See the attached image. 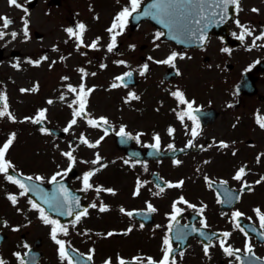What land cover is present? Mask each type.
Wrapping results in <instances>:
<instances>
[{
    "label": "flooded vegetation",
    "instance_id": "obj_1",
    "mask_svg": "<svg viewBox=\"0 0 264 264\" xmlns=\"http://www.w3.org/2000/svg\"><path fill=\"white\" fill-rule=\"evenodd\" d=\"M245 2L239 0L243 7ZM250 3V7L257 6L258 15L264 16V0H250ZM243 7L240 6V10ZM238 12L236 9L228 21L227 30L220 28L216 33L229 52L215 51L213 58L207 51H168L169 54L178 53L175 67L183 66L185 72L188 61L199 57L203 61L187 82L176 80L182 77L180 74L158 85L151 111L138 113L149 120L150 126L135 128L138 132H135L134 142L126 138L124 159L119 161L118 185L121 194H126L130 178L125 158L135 144L146 154V159L130 158L142 165L135 183L143 202L138 209L144 215L127 218L137 222L132 235L128 230L114 233L113 238L118 241L119 252L124 257L120 260L133 257L138 264H149L150 259L160 264L165 255L164 241L168 239L173 249L170 264L172 261L174 264H241L242 261L243 264H264V228L260 221L264 215V128L258 122L264 119V45H255L254 49L259 51H251L254 46L239 49L244 39L238 38L239 30L244 32L242 26L251 31V35L243 33L248 40L264 34V26L252 27L257 23L254 15L243 10ZM262 23L264 25V19ZM162 66L169 68L168 71L173 67ZM206 71L212 73L209 78L204 75ZM177 91L192 103L191 115L196 117L195 121L189 116L183 120L179 118L180 113L189 109L173 95ZM197 121L198 135L193 137ZM170 130H173L171 134ZM156 136L160 138L158 149L150 147L156 143ZM189 142L198 146L194 151L197 154L181 160L162 156L163 152L188 146ZM222 143L227 147H222ZM241 169L244 173L237 180L235 177ZM169 184L180 186L169 187ZM230 197V203L220 202ZM149 204L154 212L149 211ZM125 205L123 200L120 206ZM175 209L180 210L178 214ZM235 212L242 215L235 218ZM173 215H176L175 221L171 219ZM87 225H82L81 229H88ZM0 230L8 233V230ZM178 233L183 235L182 240L177 239ZM224 233L231 235L225 237ZM94 236L92 231H74L72 236L66 235L73 237L76 243L79 241L81 247H88ZM132 236L139 238L134 245L127 241ZM44 238L45 229L41 226H25L15 235L0 234V259L4 264H45ZM221 241H225L224 247L233 249L235 255H227ZM121 242L128 245L123 247ZM131 249L137 255L129 251ZM51 259L55 260L53 263L69 264L56 250ZM120 260L114 264H120Z\"/></svg>",
    "mask_w": 264,
    "mask_h": 264
},
{
    "label": "rangeland",
    "instance_id": "obj_2",
    "mask_svg": "<svg viewBox=\"0 0 264 264\" xmlns=\"http://www.w3.org/2000/svg\"><path fill=\"white\" fill-rule=\"evenodd\" d=\"M44 2L40 6L37 3L35 9L39 6L45 13L46 6ZM59 3H61L60 7L57 4L55 7H52L49 13L50 16H47L49 15L47 13L45 14L43 23H38L37 16L34 14V23L31 26L33 32L31 31L29 33L30 39L28 40L26 37L25 39L22 38V33H17L15 38H12L9 33V30L17 28L20 21L10 24L8 29L0 27V31L5 33L4 37L0 39V49L4 50L0 59V89L8 96L7 112L11 113V116H0V148L14 134L15 139L12 145L14 147L10 150L9 155L11 154L13 159L15 158L21 166L25 165L32 171L40 168L47 169L46 172L49 174L62 164H65L63 150H66L71 145L70 140L71 136L75 134L74 130L76 129L77 132L81 127H85L84 123L86 122L80 116L73 114L72 104L63 103L59 98L61 91H66L62 95H70L69 89H66L64 85L67 82H73L69 76L73 74L74 66L77 65L78 70L79 66L86 64L82 62L81 55L84 52L79 50L78 44L77 51L73 52L74 54L72 56L69 54L67 62H64L65 65L59 63V54L74 51V43L67 38L65 26L67 27L74 19L83 18L88 21L86 33L88 41L94 43L91 37L94 38L96 34L100 36L102 34L104 36V39L99 43L95 41V48L84 49V51H89V58L93 59L85 67L88 70L86 76L90 82H93V92L90 98V111L92 112V116L103 117V115H107L117 119L122 114L132 127H148L147 123L149 121H147L146 117H140L137 111L140 110V106H145L144 109H152V99L149 97L151 94V82H153V90L155 93L156 88H154V85H156L157 80L156 82L154 78L145 80L139 87V89L145 91V101H143L145 103L138 104V101L130 102L123 105L122 109H120V94L123 91H121V88H115L112 85L118 79V75L121 73L123 66L118 65L117 56L119 54L114 51H130V54L127 56L135 60L136 51H172L170 49L173 48L163 42H159L158 47L153 45L150 36L151 27L148 23H143L140 26H136V28L128 24L123 29L122 34L116 37L117 44L119 41H122L120 48L118 50L113 48L108 55L103 57L101 51L107 53V42L110 35V33L106 34L104 26L119 6L125 5V7L130 8V2L128 0L94 2L93 10L99 11L101 15L100 20L94 19L93 11L89 9L88 0H60ZM248 3H250V0H248ZM6 9L5 0H0V11ZM24 30L26 31L25 28ZM37 30L44 33L43 41H40L36 37L35 32ZM101 42L102 44L100 45ZM55 43H59V45L52 46ZM1 47H6V49ZM12 49L19 50L21 55L17 57L13 56ZM41 51L48 52L50 60L41 61ZM204 51L210 53L211 57L214 58L215 51H217V42L215 41L211 47L208 46ZM52 57H55L56 60H51ZM202 61L203 58L200 57L195 61H188L186 74L176 80L181 83L182 81L187 82L190 80L200 67L199 64ZM212 61L213 59H211ZM41 63L42 65H40ZM182 68L185 70L183 66ZM162 71V69H159L156 72L161 75ZM212 71L215 72V70ZM60 73L65 76L64 79L62 77L60 78ZM210 74L212 73L208 71L204 73L207 78H209ZM80 77L81 73L77 71L76 78L72 76L71 79L79 81ZM140 82H142V79L139 80ZM59 83H61L60 86ZM56 85L57 87H54ZM22 89H27L28 91H22ZM47 95L55 98L52 104L47 103ZM72 99L70 97L69 101ZM45 106L48 109L49 106L51 108L45 111ZM0 110H3L1 103ZM41 111L44 112V117L54 126L62 129L71 128L66 138L44 131L37 123L33 122ZM73 119L76 120V124H71ZM76 137L80 138L79 136ZM92 139L89 142H92ZM82 146L83 143L81 144ZM114 146L113 138L109 136L102 143V146L100 145L98 153L103 155L106 160L116 159L120 151L114 148ZM84 167V165H80V169ZM138 240V237L132 236L127 241L129 244L134 245ZM121 245L126 247L128 244L127 242H121ZM45 246L47 247L46 256H52L54 247L49 244L48 239ZM113 247L114 242H107V248L112 249ZM129 251L132 252L133 249ZM191 259L197 261L195 257H191Z\"/></svg>",
    "mask_w": 264,
    "mask_h": 264
},
{
    "label": "snow or ice",
    "instance_id": "obj_3",
    "mask_svg": "<svg viewBox=\"0 0 264 264\" xmlns=\"http://www.w3.org/2000/svg\"><path fill=\"white\" fill-rule=\"evenodd\" d=\"M10 4L13 6L21 7L18 3L17 0H10ZM141 5V0H130V8L125 7L115 18L114 22L111 25V27L108 29L111 35V43L108 46V51L111 52L113 48L116 47V37L120 34H122L123 29L128 23L129 18L133 17V13H137L140 9ZM235 6L237 9H239V0H156V2L150 4L142 13L141 15L146 16V17H152L153 19H156L160 24L163 25L164 28L168 29L170 33H174L172 36L173 39H179L180 37H184L185 39H181V43H185V41H190L193 36H196L197 39L203 43L206 41L207 36H206V31L207 29L212 25V24H219L223 22L227 16H228V9L229 6ZM210 9V10H209ZM218 10V11H217ZM25 12H27V9H24ZM253 11H257L256 9H253ZM218 17V19H217ZM3 20V27H7L11 21L7 17L0 18ZM27 23V21H25ZM237 24H239V21H237ZM192 25H196L195 28L192 27ZM244 27V33L251 35V31L246 27ZM120 31H117V30ZM78 32H74L73 29L69 28L66 29V31L72 35V36H77L78 39H80L82 43V36L83 32L86 30L85 25L79 24L78 25ZM5 33L3 31H0V39L4 37ZM13 38H15L16 33L11 34ZM164 32H157L156 33V39H160V37L164 36ZM240 40L244 39V34H241L238 37ZM256 39H264V34H262L259 37H256ZM253 46H255V40L253 41ZM91 47L95 48L96 44L93 43ZM134 47V46H132ZM225 52H229L230 50L228 48L223 49ZM178 53L172 52L169 57L163 61H157V63H163V64H168L173 67H175L174 61L177 59ZM180 58H184L181 56ZM123 63V62H121ZM148 70L147 64L143 66V72ZM127 76H131V73H127ZM118 79H123V77H120ZM113 87H117L118 85L113 84ZM72 92H76L77 89L71 88L70 89ZM22 91H28L27 89H22ZM90 91V90H89ZM89 94V92H86L84 87L81 86L79 90V95H78V100L76 103L79 104V109L74 112L75 116H80L82 113H84L85 106H86V97ZM174 96L177 97V99L180 101L182 104H187L189 111L188 112H182L179 114V118L181 120L184 119L185 116H189L190 119L196 120V117L191 115V110H192V103H189L187 100L184 98V94L182 92H175L173 93ZM133 99H138V97H135L133 95ZM4 101L3 104V110H0V116H5L9 115L11 116V113L7 112V97H0ZM51 103V101H49ZM44 118V112L41 111L39 113V116L33 121L34 123H40L41 120ZM101 121L104 124H107L108 121L106 118H101ZM260 123V126L264 128V119L258 121ZM76 120L73 119L71 121V124H75ZM88 123L93 126V127H98L99 123L98 121L95 120H89ZM199 127V123L197 121L196 123V128H193L192 130V136L195 137L198 135L197 128ZM67 131V129H65ZM173 130H170V134ZM120 136H129L128 133L125 132L124 128L121 127L120 131L118 133ZM129 138H131L129 136ZM15 139V136L13 134L12 138L7 141L3 145L2 148H0V173H3L6 175V178L13 184H16L19 186V188L22 190L21 195H26L30 190L36 189V186L34 185H29L25 184L22 180L14 178L12 175H8V171L10 168L13 166L11 165L10 162H8L5 159V154L7 153L9 147L11 146L13 140ZM156 143L154 145H150V147L159 148V142L160 138L159 136L155 137ZM82 142L86 144L88 147H96L97 144H91L87 139H83ZM189 147H191V142H189ZM222 147H227L226 144L221 145ZM171 148L172 145H169ZM65 155L69 158L70 161L75 162V158L72 155L71 152L65 153ZM99 162V157H97L96 161H93V163H98ZM177 163H179L177 161ZM244 173V170L241 169L240 172L237 174L235 179L240 180L242 178V175ZM94 173L89 172L87 173L84 178H83V183H84V189L87 190L88 188L92 187V185L89 184V178L93 175ZM57 175H61L58 173ZM28 181H32V177H26ZM36 180H42V177H36ZM52 183H59L56 180V176L52 177L51 180ZM182 184V182H181ZM169 187H178L180 185H168ZM97 191H100V189H97ZM108 191H111L109 189ZM163 191V189H161ZM9 199L12 201V203L15 205L17 202V198L15 196H10ZM221 203L231 202V197L227 201H220ZM44 203H46L49 208L52 211H59L60 214L62 215H72L73 214V204L78 205V200L76 198L72 197L66 188H64L62 185L57 189V194H54L51 198H48L47 196L44 197ZM32 207L37 209L40 213V218L44 221L45 224H50L52 225V231H51V238L55 241L57 245H59V253L61 256V259H67L69 261V264H72V258L68 255V252L66 251L65 248V242L63 240L57 239V234L58 232H63L64 235L68 234V229L64 227L63 225H60L59 221L50 219L49 216L45 213L44 209L41 208L38 204L35 202H32ZM92 207H96L95 204L92 205ZM191 207V205H190ZM149 211L154 212L155 209L149 204L148 205ZM106 207H101L100 211H106ZM179 209H175V212L178 214ZM87 210L85 209L83 212L79 213L76 215V220L79 221L82 215H86ZM128 215H131V213H128ZM235 218H239L242 214L240 212H235L234 214ZM173 221L176 220V215H173L171 217ZM261 221V228H264V215H261L260 217ZM172 225H169V230L172 229ZM204 227H207L205 224ZM109 235H112V233H109ZM225 237L230 236V233H224L223 234ZM177 239L182 240L183 235L181 233L177 234ZM166 248H165V255L163 257V260L160 262V264H170V255L173 251L171 248L170 241L166 239L164 241ZM225 241H221V247L225 251V253L229 256L235 255V252L233 249L230 247H224ZM205 253H208V246L205 247L204 249ZM238 251V250H237ZM248 252H252V248L249 245L248 246ZM181 256L183 253H180ZM18 255V254H17ZM89 261L92 259L91 255L88 256L87 258ZM239 259V257H237ZM0 264H4V261L0 259ZM106 264H110L109 262H106ZM120 264H126L124 260H120ZM149 264H156L155 261H152L151 259L149 260ZM171 264H174V261L171 262ZM243 264V261L241 262Z\"/></svg>",
    "mask_w": 264,
    "mask_h": 264
}]
</instances>
